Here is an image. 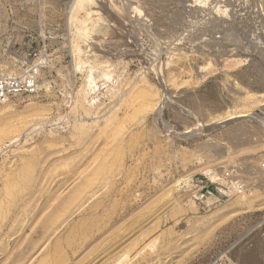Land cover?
I'll return each instance as SVG.
<instances>
[{"label": "rangeland", "instance_id": "374dc122", "mask_svg": "<svg viewBox=\"0 0 264 264\" xmlns=\"http://www.w3.org/2000/svg\"><path fill=\"white\" fill-rule=\"evenodd\" d=\"M208 1L202 5L194 0H93L100 19L90 35L81 37L73 35L80 17L70 7L72 0H0V70L37 65L40 54L46 59L40 64L38 88L12 97L5 120L28 117L38 129L27 142L22 139L13 145L15 151L0 156V168L4 161L7 165L12 161L11 165L14 158L29 154L25 149L47 148L42 143L46 137L57 136L59 127L70 128L72 119L82 118L70 108L90 68L99 89L93 113L85 119L90 124L101 117L79 142L69 129H60L69 141L44 159L34 184L13 205L18 213L0 229V264H8L12 251H19L40 229L44 215L96 164L91 158L97 152L114 147L117 138L130 137V149L110 169L111 183L97 184L96 194L84 197L26 264H33L67 224L90 214L98 217V223L71 263H78L97 246L102 251L89 264H107L103 261L108 251L132 245L127 264H264V204L221 223L215 217L201 223L202 216L211 215L236 195L212 207L194 202L193 208L187 195L191 180L207 169L241 164L252 170L264 147V100L250 111L237 106L244 95L264 92V0ZM217 5L228 8L224 22L219 20ZM76 39L81 45L74 51ZM81 54H87L90 62L75 68ZM102 64L113 65L108 81L101 76ZM131 83L157 91L154 108L136 113L141 105L138 97L115 104L120 91ZM35 109L46 113L32 115ZM110 112L125 125L115 140L107 137L101 121ZM77 154L79 171L89 164L84 172L43 176L45 169ZM206 165L211 167L203 170ZM1 174L2 180L9 175ZM1 183L0 179V187ZM257 188L264 192V183L253 187ZM94 202L101 205L89 211ZM25 209L34 210L30 217L23 215ZM18 219L23 220V229L9 233L12 221ZM151 242L154 248L147 246Z\"/></svg>", "mask_w": 264, "mask_h": 264}, {"label": "bare ground", "instance_id": "6f19581e", "mask_svg": "<svg viewBox=\"0 0 264 264\" xmlns=\"http://www.w3.org/2000/svg\"><path fill=\"white\" fill-rule=\"evenodd\" d=\"M195 2H198L199 4L205 5L209 1L208 0H194V3ZM236 2H237V0H236ZM198 3H196V4H198ZM109 4L111 5L112 3H109ZM94 5H95V3L93 2V0H72L70 7L73 9L74 13L80 17L79 24L77 23L76 30L73 33L74 36H81V37L83 36L84 37L88 34L90 35V33L95 28V22L100 19L98 16L101 15L100 14L101 12L99 13L96 10V8L94 7ZM113 6L115 8V5H113ZM128 6H130V5H128ZM215 10L217 11L218 16L221 18L219 20L221 22H224L223 17H225L228 13L227 6L226 5H221V6L217 5ZM103 11L105 13H107L105 10H103ZM135 12H137V11H135ZM115 20H117V19L115 18ZM83 44H84V42H83ZM80 45L81 44L77 39L74 40L73 44H72L73 50L76 51L78 48H80ZM81 55H83V54H81ZM89 58H88L87 54L85 56L83 55V56L79 57L77 59L75 68H77L79 66V64L89 63L90 62ZM91 58H93V57H91ZM233 61L238 63L241 61V59H234ZM35 62H37L38 67H40V64L45 63L46 59H45L44 54H40L38 56V58L35 60ZM105 62H108V61H105ZM95 64H96V62H95ZM95 64H93V66ZM34 65H35V63H34ZM111 65L112 64H102L101 65V68H102L101 69L102 70L101 76L107 81L110 80V78H111L112 73H111V70L109 69ZM81 66L82 65H80V68H81ZM89 70H90V74L87 73L86 79L84 80L82 85L79 86L80 88L77 89L78 90L77 95L75 94L77 96V98L74 102V105L71 106V108H70V111H72L73 114L75 112H78L79 113L78 115L82 116V118L77 117V118L72 119L70 122H72L73 124L71 123L72 127H70V128H68L69 125H67V127H64V126L59 127L61 130L65 129V128H67V130L69 129L71 136L74 137L75 140H77L78 142L83 139V137L87 134V130H89L92 125L95 126L100 122L99 119L101 118L98 116L94 117L92 122H90V124H87L88 121L86 122V119H85L86 116H90L93 113V109L95 108V106H94L95 99H97L96 97L98 95L96 93H97V90L99 89V86L93 77L95 74L92 75L93 72H92L91 68ZM4 71L8 74L15 73V74H19V75H23V74H25L24 72H26V71H24V69L21 66L18 69L13 68L11 70L9 68H6V70H4ZM39 76H40L39 73H38V75L34 74L31 76L34 79L35 88H38V86H39V83H38ZM141 79L143 80V77H141ZM146 84H147V82H146ZM112 89L113 88H111V90ZM156 92H157L156 90H153L150 88L149 89H145V88L139 89V87H137V85H135V83H131L126 90L124 89V90L120 91L121 95L116 100L115 104L122 105L125 103L126 100L129 101V100H132V99L138 97L141 100V105H139L138 108H136V113H140L142 111L148 110L149 108L150 109L154 108V106L156 105L157 100H158V98L155 97ZM263 100H264V92L261 91V92L255 93V94L249 93V94L244 95V97L241 99L239 105H237V106H240L242 108V110L250 111V109L252 107H254L255 105H257L258 103H263ZM8 104H9V101L6 103L0 104V156L7 154L8 151H10V152L15 151V149H13V148L11 149V147L13 145L18 143L22 139H23V142H27L28 136L30 137V135L33 132H35L36 129H38L37 128L38 126L36 127L37 122L31 120L30 118L28 119V117H23V118L21 117L17 120L15 119V121H5V120H7L6 112L10 108V105H8ZM28 108L32 109L33 106L29 105ZM42 110L43 109H41V110L35 109V111L32 112V115H35V116L44 115L46 112H45V110H43V111ZM48 111H49V109H48ZM226 113L230 114V111L226 110ZM67 116H68V114H67ZM73 116H75V115H73ZM133 116L130 115L131 118H133ZM101 121L104 122V124H105L104 125V128H105L104 132H106L107 137H110V138L115 140V138L121 133V131L122 132L124 131V130H122L123 128H125V125L123 126L124 120L118 119L115 112H112L111 114H108V116L103 117ZM40 122H42V121L40 120ZM31 123H33V124H31ZM60 129L58 131H56V132H58L57 136L46 137L44 140L42 139L43 140L42 143L45 142L47 145V148L49 150H46L47 148H44L41 150H37L36 148L25 149V151L29 152V154H26V153H25V155L21 154L19 160H17V158H14L13 164H11V165L9 164L12 162V161H10L11 159H8V161H10L8 163V165H7V162L4 161V163H3L4 166H2L0 168V179L2 181L1 187H0V229L2 226L5 225L6 221L12 220V217L15 216L16 213H18L13 208V205L17 201L18 196L24 190H26L31 184H34L36 174H37L38 169L41 166L42 162L44 161V159L47 158L53 152L52 149H54L55 147H57L59 145L64 146L65 141L68 140V137L61 135ZM121 134H120V136H121ZM89 137H90V135H89ZM130 138H129V140H126V141L122 140L123 138L122 139L117 138L118 141L114 147H110V149H106L105 151H102V152L99 151L95 155L93 154L94 156L91 158V162H96V164L90 170H88L87 174H85L84 176L82 175L83 178L80 180V182L77 185H75L65 197L60 198L56 202V204H54L52 206L53 208L46 215H44V217L41 219V221L39 223L40 229L34 230L33 231L34 234L33 233L30 234V236L25 240L24 245L21 247V249L19 251H12L11 254H13V256L10 258V261L8 264H26L25 262H27V260L31 258L32 254H34L38 250V248L41 247V245L44 242L49 240L50 236L53 235L57 231V229L60 227L61 224H63L62 222H64L70 215H72V212H74L73 210L75 208L79 207L80 201L84 197H87L89 194L90 195L94 194V192H95L94 188L97 186V184H103V185L106 184L107 185L111 181L110 178L112 177V174L110 172V169L115 163H117L119 160L122 159L126 148H127V150L130 149L131 143H132ZM88 139L89 138H87V140ZM75 140H74V142H76ZM40 144H41V142H40ZM83 144H85V143H83ZM38 145H39V143H38ZM57 148H59V147H57ZM67 149H66V151H67ZM93 152H94V150H93ZM64 154H66V153H64ZM71 154H72V152H71ZM84 155H86V153ZM4 156H6V155H4ZM78 156H79V154H77L75 157L70 158L69 155H67L66 158H68L69 160L58 161L53 166V168L49 169V171H48V169H45L43 172V176L45 174H48L49 176L53 175L57 171L59 172V174L60 173H74L75 174L77 172L78 173L84 172V170H86L88 168L87 166H89V164L86 165L84 170L79 171L78 168L80 166H77V164L80 163V159L77 158ZM13 157H15V155H13ZM123 160H124V158H123ZM55 161H56V159H55ZM47 162H49V161H47ZM50 162H52V160ZM253 163H254L253 166H255L256 163L255 162H253ZM43 164H44V162H43ZM208 167H211V166L206 165L203 167V170L207 169ZM4 171H6V174H9V175H8V177H6L5 179L2 180L1 175L3 173L1 174V172H4ZM79 177H81V176H79ZM37 181H38V179H37ZM39 181L41 182V178ZM48 185L49 184H47V186ZM47 188H49V187H47ZM47 190L49 191V189H47ZM33 191H35V190L33 189ZM35 192H38V191H35ZM44 193H45V191H44ZM95 194H96V192H95ZM48 198L49 199L53 198L50 193H48ZM111 198H113V197H111ZM194 202L195 201L192 198L189 200L191 207L194 206V204H195ZM262 204H264V192H262V190L259 191L258 188L252 189L248 195H236V197L230 203L225 204V205L217 208L209 216H207V215L202 216L201 217L202 219H200V220L203 221L201 223H204V222L208 221V219L215 217V218H217L218 221H220L219 223H221L222 220H225V219L237 214V212L250 211V210L254 209L255 207H258L259 205H262ZM21 205H23V204L21 203ZM37 205H35V206L37 207ZM99 205H101V202H94L87 209L89 211H95ZM25 210L23 211V215H24V213H26L25 217H30L34 211L33 209L31 210V212H27V209H25ZM99 211H100V209H99ZM106 212H108V208H107ZM12 223H13V221H12ZM12 223L9 227V233L15 232L17 234V232L19 230L21 231L24 227V222L22 219L21 220L18 219L13 224ZM97 223H98V217L90 214L87 217H81V218L77 219L76 221H72L71 223L67 224L65 226L64 233L63 234L60 233L57 236H55V238L51 241V243L45 248L44 252L36 258V260L33 264H89V263H91L92 260L94 261V258H96L97 254L102 251V249L99 250L97 248V246L91 252H88L84 257H82V259L78 263H71V257L76 255V253L79 251V249H81L83 247V245H85L86 241L89 238H91V230L94 226L97 225ZM107 230H109V229H107ZM16 234H14V235H16ZM102 241H104V240H102ZM156 241H157V239H156ZM6 246H8V245H6ZM147 246L149 248H154L153 246H155V245H154V242H151ZM127 247L124 246L121 250H117L115 252L114 251H108L105 255L106 258L103 262H107V264H127L126 258L130 254L129 253L130 247L129 248H127ZM6 254L7 253H5L4 255H6Z\"/></svg>", "mask_w": 264, "mask_h": 264}, {"label": "built area", "instance_id": "2783aa9c", "mask_svg": "<svg viewBox=\"0 0 264 264\" xmlns=\"http://www.w3.org/2000/svg\"><path fill=\"white\" fill-rule=\"evenodd\" d=\"M23 67L26 71L23 75L8 74L0 70V104L8 102L18 94L35 91L34 79L31 76L38 75L41 67L34 64H24ZM247 172H250V175ZM261 183H264V147L260 150L252 170L241 164L207 169L191 180L187 195L199 206L212 207L227 200L231 195H248L253 187Z\"/></svg>", "mask_w": 264, "mask_h": 264}]
</instances>
